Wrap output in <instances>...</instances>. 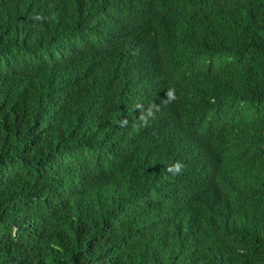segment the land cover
Here are the masks:
<instances>
[{
	"label": "trees",
	"instance_id": "1",
	"mask_svg": "<svg viewBox=\"0 0 264 264\" xmlns=\"http://www.w3.org/2000/svg\"><path fill=\"white\" fill-rule=\"evenodd\" d=\"M0 264H264V0H0Z\"/></svg>",
	"mask_w": 264,
	"mask_h": 264
},
{
	"label": "clouds",
	"instance_id": "2",
	"mask_svg": "<svg viewBox=\"0 0 264 264\" xmlns=\"http://www.w3.org/2000/svg\"><path fill=\"white\" fill-rule=\"evenodd\" d=\"M165 96L167 97V99L164 101L165 103L171 102L172 100L175 99V96L173 94V90L169 89L166 93ZM140 107V106H137ZM160 110L159 106L156 104H152L150 105L149 109L147 110L146 114H142L140 115L139 119L141 120L143 125H147L148 124V119L151 118H155V112H158ZM128 121L127 120H123L122 121V126L123 125H127ZM184 165L177 161L176 163L172 164L171 166H168L166 168V171L168 173H171L172 175H177L179 173L182 172Z\"/></svg>",
	"mask_w": 264,
	"mask_h": 264
}]
</instances>
